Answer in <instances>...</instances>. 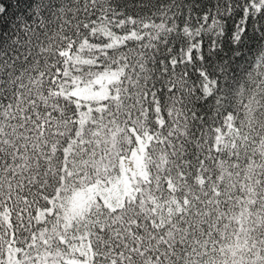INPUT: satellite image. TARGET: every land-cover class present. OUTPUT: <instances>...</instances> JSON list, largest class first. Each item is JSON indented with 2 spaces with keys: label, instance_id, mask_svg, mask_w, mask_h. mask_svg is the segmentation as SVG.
<instances>
[{
  "label": "trees",
  "instance_id": "obj_1",
  "mask_svg": "<svg viewBox=\"0 0 264 264\" xmlns=\"http://www.w3.org/2000/svg\"><path fill=\"white\" fill-rule=\"evenodd\" d=\"M10 2L0 20L4 264H225L226 245L242 264H264L259 0H233L251 6L249 38L225 37L216 54L212 21L196 20L215 0H35L27 13L43 15L18 26ZM114 66L119 80L80 125L72 86ZM142 135L147 176L133 193L113 208L99 195L68 219L70 194L115 184Z\"/></svg>",
  "mask_w": 264,
  "mask_h": 264
},
{
  "label": "rangeland",
  "instance_id": "obj_2",
  "mask_svg": "<svg viewBox=\"0 0 264 264\" xmlns=\"http://www.w3.org/2000/svg\"><path fill=\"white\" fill-rule=\"evenodd\" d=\"M120 72L121 69L118 71L113 69V67L107 70H100L91 79L77 83V86L72 88V93L78 99H82L84 104H87V100L104 97L108 93L110 84L119 78ZM88 111V107L82 109V120L85 119ZM147 141L148 136L138 138L131 154L122 156L120 160L121 173L115 184H111L108 187H99L97 184L84 185L72 192L66 208V217L68 219L72 216L74 217L86 207L88 210L91 201L96 198L97 194L101 196V200L109 207L121 205L124 197L131 195L134 191L131 184L134 181H141L137 178V175L142 176L140 173H145L146 171L144 153L146 152Z\"/></svg>",
  "mask_w": 264,
  "mask_h": 264
},
{
  "label": "snow or ice",
  "instance_id": "obj_3",
  "mask_svg": "<svg viewBox=\"0 0 264 264\" xmlns=\"http://www.w3.org/2000/svg\"><path fill=\"white\" fill-rule=\"evenodd\" d=\"M42 2V0H41ZM261 4L262 12H264V0H259ZM35 0H15L16 8L23 14L22 17H16L14 20L15 25L24 23L25 20H31L32 16L43 15V10L38 5L31 14L27 13V9H32ZM247 4V0H245ZM12 7L10 0H0V20H3L4 17L8 14L9 9ZM196 6L194 5L193 8ZM236 12L240 13V20L233 21L231 31L228 30V20L232 19ZM262 13H255L257 20L256 25L252 30V37L256 40L257 44H260L264 41V23L259 22V16ZM15 16V13H13ZM189 18L191 19V12H189ZM196 20L207 27L206 21H212V26L210 32L215 33V37L210 41V47L208 48L209 54L218 53L224 45L225 37H228L229 43L235 42L237 46L244 44L245 41L249 38V22L253 20V11L251 6H248L247 14H245L244 9L239 7L238 3H233V0H215V4L210 6L207 11L203 14H197ZM7 20H4L3 24H0V28L7 27ZM31 29V25H25L23 31L27 32ZM3 35V32H0V36ZM200 35L203 36V31L200 32ZM201 48H203V43H201ZM196 49H191V52H195ZM208 58H211L209 55ZM5 99L0 97V100ZM0 257H3V253L0 252ZM0 264H4L3 260L0 259Z\"/></svg>",
  "mask_w": 264,
  "mask_h": 264
},
{
  "label": "clouds",
  "instance_id": "obj_4",
  "mask_svg": "<svg viewBox=\"0 0 264 264\" xmlns=\"http://www.w3.org/2000/svg\"><path fill=\"white\" fill-rule=\"evenodd\" d=\"M228 249V255H229V259L227 261H225V264H242V260L246 259V257L241 256L240 254L235 255V257L233 258V251H234V247L233 246H225Z\"/></svg>",
  "mask_w": 264,
  "mask_h": 264
}]
</instances>
